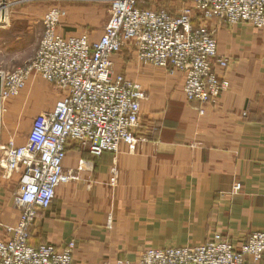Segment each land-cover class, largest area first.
Returning a JSON list of instances; mask_svg holds the SVG:
<instances>
[{
    "label": "crops",
    "instance_id": "crops-1",
    "mask_svg": "<svg viewBox=\"0 0 264 264\" xmlns=\"http://www.w3.org/2000/svg\"><path fill=\"white\" fill-rule=\"evenodd\" d=\"M6 2L8 21L0 25L3 71L34 57L43 35L42 18L51 7L66 10L61 34L87 36L93 42L102 36L107 20L98 21L92 4H110ZM181 3L142 0L139 6L178 14ZM92 25L96 27L90 31ZM216 38L218 54L230 59V87L215 103L203 106L187 99L181 71L144 63L128 49L112 56L113 71L139 82L146 93L136 131L139 139L133 145L122 143L117 154L105 152L99 158L71 142L65 169L76 168L83 158H92L94 169L58 186L51 206L41 209L30 227L31 245L63 247L74 241L73 264H141L146 249L193 246L216 232L239 247L250 232L264 229V30L224 23L216 29ZM10 101L7 108L3 105L1 142L14 138L22 145L33 115L21 132L19 118L27 113L26 104L22 106L27 101ZM56 101L38 106L36 113L52 109ZM14 183L0 179L3 224H15L19 218L12 203ZM236 183L241 184L238 193Z\"/></svg>",
    "mask_w": 264,
    "mask_h": 264
},
{
    "label": "built area",
    "instance_id": "built-area-1",
    "mask_svg": "<svg viewBox=\"0 0 264 264\" xmlns=\"http://www.w3.org/2000/svg\"><path fill=\"white\" fill-rule=\"evenodd\" d=\"M107 1L110 16L99 40L61 34L66 10L54 6L42 18L43 35L34 57L11 71L0 70L2 102L18 95L32 76L63 93L52 109L34 117L24 144L14 138L0 143V179L15 181L12 201L19 211L15 224L0 223V264H73L74 241L63 247L33 246L29 230L40 210L51 206L60 184L93 171L92 158L117 154L122 143L133 145L139 139L146 93L139 82L113 71L114 54L128 49L144 63L181 71L187 99L203 106L215 103L230 87V59L218 54L219 24L246 23L264 30V0H182L178 14L140 7L142 0ZM6 8L7 2H1V26L8 21ZM71 142L92 158L65 169ZM240 190L236 183L234 193ZM263 257L264 229H258L239 247L216 232L193 246L146 249L141 264H262Z\"/></svg>",
    "mask_w": 264,
    "mask_h": 264
},
{
    "label": "rangeland",
    "instance_id": "rangeland-1",
    "mask_svg": "<svg viewBox=\"0 0 264 264\" xmlns=\"http://www.w3.org/2000/svg\"><path fill=\"white\" fill-rule=\"evenodd\" d=\"M181 3V0H179ZM182 4V3H181ZM74 5H86V4H74ZM88 5V4H87ZM96 6V18L98 21H108V18L110 16L109 10H110V4H92ZM180 10V9H179ZM106 21V22H107ZM105 23V22H104ZM96 26H89L90 31L94 29ZM63 93L59 89H55V87L50 84L49 82L45 81L40 76H32L30 80L27 82V85L25 88H23L20 93L16 96H13L9 99H6L2 102L3 105L8 106L10 100H18L23 99L27 102L23 103V107L26 104L27 113L26 115H22L19 118V130L22 132L24 130H27L30 123H31V117L30 113H32L34 117L38 114L36 113L37 107H44V103L50 102L54 103L57 100H59L62 97ZM54 101H53V100ZM57 102V101H56ZM51 106V105H50ZM49 107V105H48ZM3 116V114H2ZM19 134V133H18ZM2 139V138H1ZM2 140H0L1 143ZM3 143V142H2ZM13 187H16V184H12ZM13 195V194H12ZM13 203V201H12Z\"/></svg>",
    "mask_w": 264,
    "mask_h": 264
},
{
    "label": "water",
    "instance_id": "water-1",
    "mask_svg": "<svg viewBox=\"0 0 264 264\" xmlns=\"http://www.w3.org/2000/svg\"><path fill=\"white\" fill-rule=\"evenodd\" d=\"M6 0H2V3H5ZM2 87V80L0 79V92ZM2 110H3V104L1 99V93H0V140H1V124H2Z\"/></svg>",
    "mask_w": 264,
    "mask_h": 264
},
{
    "label": "trees",
    "instance_id": "trees-1",
    "mask_svg": "<svg viewBox=\"0 0 264 264\" xmlns=\"http://www.w3.org/2000/svg\"><path fill=\"white\" fill-rule=\"evenodd\" d=\"M161 1V0H160ZM162 7H164V8H166V6H162ZM157 9H163V8H160V7H156Z\"/></svg>",
    "mask_w": 264,
    "mask_h": 264
}]
</instances>
